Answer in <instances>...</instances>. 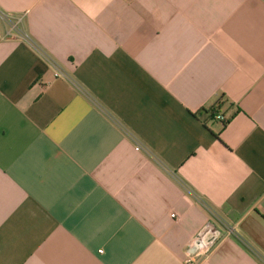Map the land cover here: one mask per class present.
<instances>
[{
    "label": "crops",
    "instance_id": "1",
    "mask_svg": "<svg viewBox=\"0 0 264 264\" xmlns=\"http://www.w3.org/2000/svg\"><path fill=\"white\" fill-rule=\"evenodd\" d=\"M0 14V264H264V0Z\"/></svg>",
    "mask_w": 264,
    "mask_h": 264
},
{
    "label": "built area",
    "instance_id": "2",
    "mask_svg": "<svg viewBox=\"0 0 264 264\" xmlns=\"http://www.w3.org/2000/svg\"><path fill=\"white\" fill-rule=\"evenodd\" d=\"M0 17L5 19L9 29L7 32V36L10 37H22L23 39H25L26 41H29V38L27 35H25L21 29V25H22V19L18 18V19H10L8 17H6L4 14H0ZM60 71H58L59 73ZM216 119L219 121H224L225 118L218 115L216 116ZM135 149L137 151L140 150H144L145 147L142 144L137 143ZM217 238V233L213 232L212 235L210 236V238H205V236L201 235L199 236L198 240H197V244H199L200 248L202 249H206L208 248V246L214 242V240ZM194 256L193 255H189L188 257V261H192V258Z\"/></svg>",
    "mask_w": 264,
    "mask_h": 264
},
{
    "label": "trees",
    "instance_id": "3",
    "mask_svg": "<svg viewBox=\"0 0 264 264\" xmlns=\"http://www.w3.org/2000/svg\"><path fill=\"white\" fill-rule=\"evenodd\" d=\"M223 99H224V97L222 96L221 99L219 100V103H218V105H217V108L222 104ZM217 108H216V107H213V108H211V109H209V110H206V109L203 108V109L201 110V113H203V114H205V115H210V118H211V119H215L216 116L219 115V114L217 113V112H218ZM227 122H228V121L224 120V122H223L224 125H225Z\"/></svg>",
    "mask_w": 264,
    "mask_h": 264
}]
</instances>
